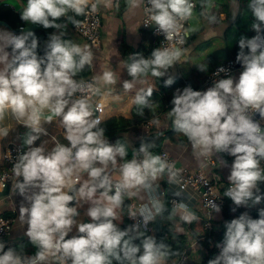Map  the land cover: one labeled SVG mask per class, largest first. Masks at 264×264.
<instances>
[{"label":"clouds","instance_id":"9594fccd","mask_svg":"<svg viewBox=\"0 0 264 264\" xmlns=\"http://www.w3.org/2000/svg\"><path fill=\"white\" fill-rule=\"evenodd\" d=\"M143 3L145 0H128L132 10ZM146 3L144 11L149 22L144 25L155 26L156 32L172 43L155 48L150 59L141 54L130 56L126 68L132 79L124 81L125 91H131L149 71L157 78L167 76L164 86H171L174 77L168 70L180 60L183 52L177 45L189 35L181 31L183 22L193 14L195 5L191 0ZM248 8L254 18L251 29L256 34L251 38L241 36L238 41L236 62L243 68L238 79L221 66L213 73L220 78H215L207 90H194L190 85L176 89L168 111L174 131L187 137L197 158L213 153L234 157L227 177L230 187L224 196L236 208L264 202L259 186L264 182V170L260 168V160L264 159V0H249ZM89 9L97 12V3L27 0L20 19L44 29L60 30L67 27L58 22L62 17L69 12L86 15ZM206 18L216 22L214 15ZM68 20L74 27L80 26L74 17L68 16ZM38 46L33 31L17 35L0 29V116L9 110L28 129L23 134L27 150L18 152L12 167L15 179L11 190L23 198L19 218L27 225L25 235L36 248L34 255H26L10 247L5 250V243L0 241V264H112L111 257L121 264H162L167 256L166 245L146 236L142 226L146 229L155 215L165 210L155 195L154 183L166 173L169 183L178 185L179 172L165 156L150 151L151 143L141 142L133 158L126 160V145L105 139L101 118H94L95 109L87 95L101 94L100 88L74 79L92 63L93 52L88 46L64 40L57 32L50 35L43 55L38 54ZM196 66L199 71L207 70V64ZM221 73L226 78H221ZM101 79L108 85L116 83L111 71H105ZM77 93L81 95L77 97ZM152 95L151 88L140 90L134 103L151 107ZM53 118H60L68 144L53 137L51 150L43 143L33 146L41 136L48 135L43 123H51ZM118 158L123 161L119 164L121 179L114 183L109 166L116 168ZM219 158L227 167V161ZM85 174L87 179H83ZM141 191L148 195L151 206L144 204L138 212L129 209V218L137 221L139 216L140 220L121 229L117 222L122 219L124 197ZM173 195L182 197V190ZM209 203L215 213L221 212L220 205ZM85 204L89 206L84 215L90 222L78 219V209ZM172 215H179L186 223L199 219L183 199L174 204ZM258 217L254 219L244 212L225 222L223 241L217 245L219 253L207 264H264V208L259 209ZM74 229L76 234L67 238ZM136 239H141L140 245L134 243Z\"/></svg>","mask_w":264,"mask_h":264},{"label":"crops","instance_id":"0c3cea01","mask_svg":"<svg viewBox=\"0 0 264 264\" xmlns=\"http://www.w3.org/2000/svg\"><path fill=\"white\" fill-rule=\"evenodd\" d=\"M16 1L20 6L19 8L23 10L26 6L27 0ZM100 2L103 10V49L101 51L93 52L92 70L101 87V94L99 95L105 103L106 110L104 114V121L114 118L119 119L120 117L131 121L134 117L133 110L136 105L134 103V97L137 92L140 90L146 91L149 88L152 90L158 89L159 84L157 77L147 74L137 81L131 91H125L123 88L124 81L132 79L127 73V55H132L134 50L143 49L144 51H148L147 58L150 59L151 52L155 48L148 46L149 36L142 28L143 4L134 10L130 9L128 6L125 11L120 13L119 5L121 4H117L115 0H100ZM199 4V9L196 10V15L194 13V17L191 20L189 28V45L182 49L183 54L180 60L168 70L169 75L174 77V79L181 80L182 83L186 84V86L200 85L204 80V77L217 64L236 57V55H234L233 48L235 44L238 45V41L240 39L239 36H235L236 29L238 28V23H236V21L242 11L239 0L233 2L230 0H200ZM207 15L216 16V22L210 23L206 18ZM68 16L63 17L62 21H58L66 24L67 27L60 30L53 29L50 31V35L56 32L58 35L62 34V36L69 35L73 38L75 44H78L81 47L86 45L90 48L83 38L75 34L76 32L73 25L67 20ZM248 20L253 21L254 18H248ZM0 29L8 30L14 33L13 29L9 25L0 24ZM231 32H234L232 39L229 34ZM203 35L205 38L202 37ZM200 36L202 37L201 40L203 46H200V49H194V47H196L194 45V41ZM207 40L209 42L204 43ZM125 46L127 47V52ZM201 64H207L206 71L202 72L198 70L196 65ZM105 71L113 72L116 79L115 84L108 85L103 82L101 77ZM242 71L243 69H239L234 72L232 76L238 79L239 74ZM167 78V76L162 77V79ZM185 84L184 86L182 84L176 86L172 92L174 93L176 89H183L186 87ZM211 85L204 86L203 90H207V88ZM90 103L94 108L95 102ZM170 110L171 109L167 111L163 110L159 115L151 117L145 121L132 123L127 130L121 131L111 137L105 136V139L109 140L110 143H115L116 140L124 143L127 148V156L125 157L126 160L133 158L134 150H138V146H140L141 142H146L159 147L156 154L159 155L162 150H168L175 158H177L180 165L195 169L201 164L203 157L197 158L193 153L191 144L187 137L174 131L172 118L168 116V111ZM47 113L48 112L45 109V114ZM11 116L13 115L9 110H5L3 115L0 116V170L3 166V155L9 144L11 142L21 143L20 132L21 130L26 129L23 126V123H19L17 120L16 122L12 121ZM256 119H259L258 115L256 116ZM154 120H158L159 123H152ZM262 122L263 121H261V125L264 126ZM43 126L46 128L48 135L41 136L40 140L36 141L33 146H39L40 143H43L48 150H51L55 143L53 137L60 143L65 145L68 144V141L64 138L65 129L60 123V118H53L51 123H43ZM169 131L172 132L170 136L168 135ZM25 150H27V147H25ZM212 155H214L216 161V166L213 169L214 171L212 172V176L221 177L222 184L229 183L227 177L230 174V166L234 158L229 159L226 154L213 153ZM220 156L222 159L227 161V167L222 166V162L219 158ZM120 163H123V161L118 158L116 168H112L111 165L109 166V173L114 183L121 179L119 173ZM260 168L264 170L263 159L260 160ZM83 179H87L86 174ZM153 186L156 189L155 195L158 196L163 205H165L167 199L173 196L176 191H180L176 184L169 183L166 173L161 179L157 180ZM5 196L6 197L3 201V210L5 215L14 217L12 234L8 239L7 248H14L21 254H35L36 248L25 235L27 225L22 223L19 218V206L23 198L19 195H15L11 189ZM124 198H126L127 201L133 198L134 200L141 202L142 205L149 204L148 195L143 191L131 197L126 195ZM182 198L184 199L183 193ZM80 203L82 204L84 202L81 201ZM76 206L80 207V204H77ZM88 206L89 205L85 204L82 208L78 209L80 212V217H78V219L83 222H90V218L84 215ZM150 206L151 205L149 204V207ZM236 211L237 208L235 211L231 212V215L235 216ZM156 216L157 215H155L154 220L149 223L153 226V228V221H155ZM121 217V221L117 222L120 227H122L121 225L127 221L126 208L124 205H122ZM175 217V231L187 235L189 241L193 239L191 241V256L188 264H207L209 259L218 255L216 244L221 240H215L214 248L211 244L212 240L208 239L210 234L205 235L202 230L203 221L199 217L198 220L191 223L181 221L179 215H175ZM225 219L226 209L223 207L220 213H215L214 215V220L217 225L216 228L218 230L221 229V225L224 224ZM142 231H146V236L152 234H148L149 232L147 231V228L143 229V226ZM74 234H76L75 229L67 238H71ZM204 235L206 238H203ZM197 239H200V241ZM140 240L141 239H138L135 244H138ZM142 251L143 249H141V252ZM176 258L169 260V264L173 263Z\"/></svg>","mask_w":264,"mask_h":264},{"label":"built area","instance_id":"2783aa9c","mask_svg":"<svg viewBox=\"0 0 264 264\" xmlns=\"http://www.w3.org/2000/svg\"><path fill=\"white\" fill-rule=\"evenodd\" d=\"M117 4H121L122 0H115ZM93 3H97L98 10L95 13H92L89 10L87 11L86 15L76 16L75 13L71 12L74 19L80 21L79 27H74L75 32L83 38L88 45L92 52L101 51L103 49V10L101 7L100 0H91ZM191 2L195 5L193 12L199 9V2L200 0H191ZM14 7V5H13ZM147 7V3L142 5V28L145 32L148 33L149 42L148 46L153 48H163L169 46L170 43L164 39L162 34H159L155 30V26L148 25L145 26L146 22H149L148 15H146L144 9ZM17 8V7H16ZM18 9V8H17ZM192 16L185 22H183V28L181 34L184 31H188L189 35L185 37V41L183 44L177 45L181 49H184L189 41H190V25ZM24 28V27H22ZM89 66V65H88ZM225 67L230 70V74L232 75L239 69H243L242 66L236 62V57L230 58L225 60L224 62L217 64L205 77L204 80L200 85H190L194 90H203V87L206 85H211L213 80L219 79L220 77H214L213 73L219 67ZM91 74L88 77L75 79L78 82H83L85 84L91 83L95 87H101L95 75L93 74L92 70V63L90 65ZM221 78H226L224 73H221ZM189 86V85H188ZM81 95L77 93L76 96L78 97ZM90 102H95L94 105V118L99 116L101 118V123L104 122V114H105V103L103 102L100 95H92L91 93H87ZM22 123V122H19ZM264 124V121L262 122ZM25 151L24 146L21 143L11 142L6 149L3 155V166L0 170V241L5 243V250H7L8 239L11 237L14 217L5 215L3 210V201L5 199V194H2L4 189L8 186L12 189V183L14 182V175L12 172L13 164L15 163V158L18 152ZM159 155L165 156L167 161L174 166V169L179 172L180 177V184H176L179 190H182L183 197H175L174 195L169 197V203L172 208H174V204L176 202H180L181 199L185 203L188 204L190 211L194 212L197 217H199L202 223V230L206 234H211V232L215 231L216 222L214 220V213L215 211L210 206V201H214L216 204L220 205L221 208L226 205L228 197L224 196V192L227 188L230 187L229 183L222 184V179L219 176H212V172L214 171V167L216 166V161L214 155H211L207 158L203 157L201 164L195 168L191 169L187 166L180 165L178 163L177 158H175L168 150H162ZM227 155V154H226ZM229 159H233L234 157L228 156ZM262 192V191H261ZM142 203L134 200L133 198L129 199L126 206V217L129 221V224L132 225L140 220V217L137 216V221H134L129 218L128 212L129 209L133 211H139ZM147 231L149 233H153L154 228L151 224L147 225ZM204 235L203 238H206ZM193 240V239H192ZM191 240V241H192ZM200 241V239H197ZM191 241H190V248L183 251V253L177 257L173 263L171 264H188V261L191 256ZM222 241L217 242L216 247ZM217 251L219 253V248L217 247ZM34 255V254H29ZM168 259L163 260V264H169Z\"/></svg>","mask_w":264,"mask_h":264},{"label":"trees","instance_id":"16d2710c","mask_svg":"<svg viewBox=\"0 0 264 264\" xmlns=\"http://www.w3.org/2000/svg\"><path fill=\"white\" fill-rule=\"evenodd\" d=\"M239 2L241 4L242 11L240 12L238 20L236 21V23H238V28L236 29L235 36L236 37L239 36V38H241V36L251 38L256 33L251 29V24L253 23V21L248 20V18H253L251 11L248 8L249 0H239ZM127 7H128V0H123L121 5H119V12L122 13V11H125ZM244 9H247V14L243 12ZM21 11L22 9L20 8L17 9L16 7H13L12 4H7L3 0L0 1V21H5L12 29L30 27L31 28L30 31H33L35 33L39 41L38 54L43 55L45 46L50 37V31H52L53 28L44 29L42 26L33 25L29 22L22 21L20 19ZM69 16L73 17L71 13H69ZM243 16L246 18V20L244 19ZM62 19L63 17L61 18L60 21H62ZM70 24L72 23L70 22ZM21 33L22 32H19L17 33V35ZM62 38L64 40H70L74 43L73 38L69 35L62 36ZM125 49L127 52L128 50L126 46H125ZM233 49H234V55L237 56V53L239 52L238 45L235 44ZM134 54H141L143 55L144 58L148 57V51H144L143 49H139L136 51L134 50V53L132 55ZM130 56L131 54L127 55L128 63L131 62ZM150 73L151 71H149L148 74ZM90 74H91V68L90 66L86 65L85 68L81 72H79L74 78L81 79V78L88 77ZM164 80L165 79L158 78L159 88L153 89V95L149 97V102L151 104V107L142 108L141 106L135 105L134 110H133L134 117L131 121L123 117H120L119 119L114 118V119L104 121L103 123H101L100 127L105 128V136H108V137L114 136L121 131L127 130L132 123L145 121L147 119H150L151 117L159 115L163 110L167 111L171 109L172 108L171 100L174 94L172 90L178 85L182 84L184 86L185 83H182L181 80L174 79V83L171 86L165 87ZM171 131L168 132L169 136L172 133ZM158 150H159V147L155 145H153V147L150 148V151L154 155H158L156 154ZM260 188H261V191L264 192V183H260ZM127 202L128 201L126 200V198H124L123 205L125 206V208L127 206ZM224 207L226 209L225 222L231 221L234 218H238L244 212H248V214L252 218L256 219V218H259L258 217L259 209L264 208V202H262L259 205H256L254 207H249V208L238 207L235 213L236 214L235 216L231 215L232 209L236 208V206H234L231 199H227L226 205H224ZM164 209L165 210L161 214H158L156 216L155 221H153V225H154L153 233L152 234L148 233V234H150L149 236L154 237L158 244L163 243L164 245H166L167 256L165 257V259L171 260L172 258L179 257L183 253V251L190 248V241L187 235L175 231L174 220H176V217L175 215H172L173 208L171 207L169 203V198L165 202ZM225 222L223 225H221V229L219 230L217 229L218 231L217 230L213 231L209 235L208 239L212 240L211 244L213 246H214V242L216 239L223 241L224 233L226 231L224 227ZM121 226L124 228L129 227L128 219L126 223L122 224ZM140 244H141V240L138 242L137 245H140ZM110 259L112 260V264H121V261H117L114 257H111ZM124 264H126V262H124Z\"/></svg>","mask_w":264,"mask_h":264},{"label":"water","instance_id":"95a60500","mask_svg":"<svg viewBox=\"0 0 264 264\" xmlns=\"http://www.w3.org/2000/svg\"><path fill=\"white\" fill-rule=\"evenodd\" d=\"M7 4H12V5H14V7H17V8H19L20 6H19V4H17V1L16 0H7V1H5ZM0 24H4V25H8L5 21H0ZM31 30V28L30 27H24V28H19V29H13V32H14V34H17V33H19V32H25V31H30ZM49 113H47V114H45V115H48ZM28 131V129H23V130H21V132H20V137H21V144L23 145V146H25L24 144H23V134L25 133V132H27ZM26 147V146H25ZM9 190H10V188L7 186L5 189H4V191L2 192V194H7L8 192H9ZM121 229H124L123 227H121ZM145 232V234H146V231H144ZM137 240L138 239H136L135 241H134V243H136L137 242Z\"/></svg>","mask_w":264,"mask_h":264},{"label":"rangeland","instance_id":"374dc122","mask_svg":"<svg viewBox=\"0 0 264 264\" xmlns=\"http://www.w3.org/2000/svg\"><path fill=\"white\" fill-rule=\"evenodd\" d=\"M197 1V0H196ZM230 1H236V0H230ZM196 12V10L193 12V17H194V13ZM243 12L245 13V14H247V9H244L243 10ZM195 15H196V13H195ZM241 17H242V15H241ZM244 17V16H243ZM244 19L246 20V18L244 17ZM242 21V20H241ZM233 33L234 32H231V33H229L231 36V39H232V35H233ZM76 35H78L77 33H75ZM203 38H205V36L203 35L202 36ZM202 37L200 36L199 38H197L195 41H194V45L196 46V47H194V49H197V48H199L200 49V46H203L202 45ZM86 42V41H85ZM206 42H209L208 40L207 41H205L204 43H206ZM87 43V42H86ZM87 45H88V43H87ZM189 45V44H188ZM212 48V47H211ZM150 75H151V73H150ZM11 120L12 121H14V122H16V119L14 118V116H11ZM214 215H215V213H214Z\"/></svg>","mask_w":264,"mask_h":264}]
</instances>
